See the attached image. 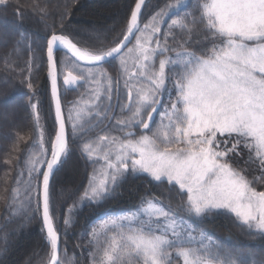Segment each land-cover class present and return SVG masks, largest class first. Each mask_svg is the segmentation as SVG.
Wrapping results in <instances>:
<instances>
[{
	"label": "snow or ice",
	"instance_id": "6c2138e0",
	"mask_svg": "<svg viewBox=\"0 0 264 264\" xmlns=\"http://www.w3.org/2000/svg\"><path fill=\"white\" fill-rule=\"evenodd\" d=\"M145 3L136 0L123 38L112 47L81 46L56 32L47 39V75L57 127L46 146L39 113L35 114L33 151L26 169L18 170L5 210L13 216L27 214L35 199L33 211L42 214L49 244L46 264H73L76 254L68 257L66 246L64 259L60 256L53 181L70 154L69 127L73 140H84L114 118L115 98L119 111L129 115L115 118L112 128L120 135L105 134L82 143V154L100 166L89 175L81 204L103 203L117 194L129 175L141 174L166 182L186 198L173 207L154 194L144 195L135 210L103 218L89 234L90 264H264L255 253L234 252L196 227V221L224 213L234 216L250 235L264 239V191L253 186L264 180V0H197L195 13L184 11L182 16L179 12L189 8L191 0H176L141 26ZM6 4L0 0V5ZM173 14L176 18L162 32ZM132 37L135 45L127 47ZM57 49L71 61L64 69L63 85H89V98L78 99L67 115L58 87ZM116 59L119 74L114 78L103 65ZM26 63L31 73L32 60ZM5 66L12 67L7 60ZM21 83L34 94L29 78ZM31 107L35 110L37 105ZM241 149L248 153L244 164L255 163L259 176L249 179L247 168L230 162ZM74 207L68 209L65 226L72 224Z\"/></svg>",
	"mask_w": 264,
	"mask_h": 264
},
{
	"label": "trees",
	"instance_id": "16d2710c",
	"mask_svg": "<svg viewBox=\"0 0 264 264\" xmlns=\"http://www.w3.org/2000/svg\"><path fill=\"white\" fill-rule=\"evenodd\" d=\"M135 2L136 0H7L6 6L0 5V37L3 38L0 40V264H46L48 259L49 244L45 231H42V214L33 211L35 199L27 214L13 216L5 210L18 170L26 169L28 153L33 151L32 141L37 138L35 114L39 113V126L44 130L46 146L57 127L47 75V39L56 32L70 36L81 46L92 48L103 44L105 47H112L123 38ZM175 3L176 0H148L141 26L160 9ZM196 6L197 0H191L190 7L180 11L179 15L182 16L184 11L195 13ZM175 18L176 15L173 14L166 19L162 32L167 30V23ZM89 31L98 33L99 37L88 33ZM177 39H180L179 34ZM17 41L20 43L17 44ZM173 43L170 39L169 44ZM29 45L32 51H29ZM62 54L63 52L56 54L59 63ZM30 59L31 73L26 63ZM5 60L11 68L5 66ZM59 63V70L63 75L65 67ZM103 68L115 78L119 74L118 59L104 64ZM25 77L34 85V94L26 83H21ZM87 88L74 97L75 102L89 98ZM72 99L71 92H62L66 115L75 103L69 102ZM172 99H175L174 92ZM12 101H16L18 105L16 115L14 111L6 110L7 104ZM114 102L115 98L113 106ZM165 103H168L167 99ZM31 104H36L37 108L34 110ZM92 122H95V117ZM96 129L84 140H73L69 127L70 154L53 181L52 205L55 224L61 235L60 256L64 259L63 248L66 246L68 257L76 254L73 264H90L89 234L103 218L135 210L140 206L141 196L144 195L154 194L166 204L171 202L173 207L186 198L181 197L177 189L168 186L166 182L156 183L141 174L129 175L113 198L98 205L88 202L82 205L80 197L88 184L89 175L95 169V163L82 154L81 146L88 139L94 140L97 136L105 135L98 133ZM247 158V150L241 149L240 156L232 157L230 162L236 168H247L246 175L249 179L259 176L260 170L255 163L244 164ZM26 178L25 170L24 179ZM253 186L264 191V180L257 181ZM73 206L72 224L65 226L64 218L69 215L68 209ZM196 227L205 230L218 243L234 252L251 251L256 254L257 260L264 258V239L255 234L250 235L234 216L224 213L210 215L202 221H196Z\"/></svg>",
	"mask_w": 264,
	"mask_h": 264
},
{
	"label": "flooded vegetation",
	"instance_id": "af4514ba",
	"mask_svg": "<svg viewBox=\"0 0 264 264\" xmlns=\"http://www.w3.org/2000/svg\"><path fill=\"white\" fill-rule=\"evenodd\" d=\"M86 84L87 83L85 82L84 84L79 85L76 89H74V90L71 91V94L73 96V99L70 100L69 102H71V103L75 102V98L74 97L78 96V94L81 92L82 89H84L85 87L87 88V85ZM60 85H61L62 92L65 91V89L68 90V87L63 85V81H62L61 77H60ZM83 86H84V88H83ZM69 92H70V90H69ZM121 96H122V101L124 99H126V96H124L123 84H121ZM115 104H116V100L114 102V106H115ZM113 110H114V107H113ZM128 115H129L128 112L121 113L119 111V107L117 106V110H116V113H115V116H114L112 122L109 125H107V123L109 121L108 120H105L104 123L102 125H100V127H98L96 129V131L98 133H101V134L120 135L119 132L113 130L112 125L115 124V118H122V117H126Z\"/></svg>",
	"mask_w": 264,
	"mask_h": 264
},
{
	"label": "rangeland",
	"instance_id": "374dc122",
	"mask_svg": "<svg viewBox=\"0 0 264 264\" xmlns=\"http://www.w3.org/2000/svg\"><path fill=\"white\" fill-rule=\"evenodd\" d=\"M88 33H90V34H93L94 36H97V37H99V35H98V33H95V32H88ZM0 40H3V38H1L0 37ZM134 45H135V40L133 41V43H132V46L130 45V47H134ZM126 51V50H125ZM60 63H59V65H61V66H63V67H71V61L70 60H65V53L63 52V54L62 55H60ZM118 63H119V60H118ZM76 71V73L77 74H80V72H79V70H75ZM64 74H65V72H64ZM63 76V75H62ZM62 76H61V79H62ZM88 88H87V90H86V92L89 94V85L87 86ZM17 107H18V105H17V103H16V101H12V102H9L8 104H7V106H6V110L7 111H14V114L16 115V113H17ZM5 119L6 120H8V118L7 117H5ZM151 133H149V135H150ZM95 140V139H94ZM99 163H95V169H97V168H99ZM94 169V170H95ZM145 176H147L146 174H144ZM148 177V176H147ZM150 178V177H149ZM151 179V178H150ZM157 183V182H156ZM168 185V184H167ZM169 186V185H168ZM171 187V186H170ZM258 191H260V190H258Z\"/></svg>",
	"mask_w": 264,
	"mask_h": 264
},
{
	"label": "water",
	"instance_id": "95a60500",
	"mask_svg": "<svg viewBox=\"0 0 264 264\" xmlns=\"http://www.w3.org/2000/svg\"><path fill=\"white\" fill-rule=\"evenodd\" d=\"M147 1H148V0H146V3H147ZM146 3H145V5H146ZM145 5L142 6V14H143V11H144V8H145ZM142 14H141V17H142ZM140 23H141V18H140ZM134 38H135V37H132V38H131V42L133 41ZM131 42H130V43H131ZM130 43H128L127 47L130 45ZM58 51H64V50H62V49H57L56 52H58ZM56 52H55V54H56ZM49 80H50V78H49ZM81 83H83V82H81ZM81 83H79V84H81ZM79 84H78V85H79ZM78 85H76V86H68V88H69L70 90H73V89H76V88L78 87ZM58 87H59L60 99H61L60 80H58ZM50 92H51V81H50ZM51 98H52V96H51ZM61 103H62V99H61ZM52 104H53L54 115H55V107H54V101H53V99H52ZM62 107H63V103H62ZM63 110H64V108H63ZM116 110H117V102H116V105H115V108H114V111H113V115H115ZM112 120H113V119H112ZM112 120H111V121H112ZM110 123H111V122H108L107 125H109ZM56 126H57V125H56ZM60 254H61V253H60Z\"/></svg>",
	"mask_w": 264,
	"mask_h": 264
}]
</instances>
